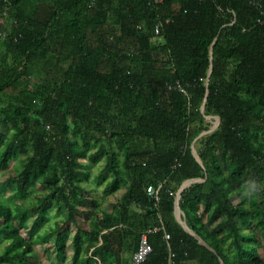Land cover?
<instances>
[{"label": "trees", "instance_id": "1", "mask_svg": "<svg viewBox=\"0 0 264 264\" xmlns=\"http://www.w3.org/2000/svg\"><path fill=\"white\" fill-rule=\"evenodd\" d=\"M249 3L0 0V264H132L147 231L140 264H264V0ZM89 154L105 195L122 190L106 205L80 187ZM196 178L179 208L205 246L173 212Z\"/></svg>", "mask_w": 264, "mask_h": 264}, {"label": "rangeland", "instance_id": "2", "mask_svg": "<svg viewBox=\"0 0 264 264\" xmlns=\"http://www.w3.org/2000/svg\"><path fill=\"white\" fill-rule=\"evenodd\" d=\"M207 121L210 123V129L207 132H203L201 134L198 135L197 139L202 138L203 136L207 135V133L213 131V129H215L218 124H219V118L218 117H207L206 118ZM196 139V140H197ZM194 150L195 147H193ZM92 153V152H91ZM93 160V159H92ZM20 158H15L14 160H12L10 162V167L19 164ZM84 164L85 170L89 172V183H82L80 184V187L88 192L90 195L93 196V198H95L98 201H104L105 205L111 201H115L117 199V194L122 195V190L118 191L117 194H107L105 195L104 193V189H105V185L106 183H108L109 181L112 180L111 175H103L100 176V179H97L95 176L96 174L103 168L104 164H105V159L104 158H97L94 161H91V156L89 154V156L81 161ZM27 202V201H26ZM236 202V200H235ZM101 204V203H100ZM108 208L105 207H101V210H103V212L108 211ZM133 210L138 212L139 210L136 207H133ZM56 209L54 208L53 210L50 211V215L48 216L50 219L52 218L53 220H51V223H53L52 221H54V218L57 216V214L55 213ZM48 228V225L45 226L43 228V230H46ZM42 230V231H43ZM67 228H63V231H67ZM41 231V232H42ZM53 240V239H52ZM259 253L261 255V258L264 260V251L260 248ZM39 261L40 264H54V256H51L50 258L46 257L44 254L39 253Z\"/></svg>", "mask_w": 264, "mask_h": 264}, {"label": "water", "instance_id": "3", "mask_svg": "<svg viewBox=\"0 0 264 264\" xmlns=\"http://www.w3.org/2000/svg\"><path fill=\"white\" fill-rule=\"evenodd\" d=\"M204 102H205V100H204ZM204 102H203V104L201 106V110H203V108H204ZM192 154L196 158V160L198 162H200V159H199L196 151L193 149V146H192ZM202 181H203L202 179L196 178V179H188V180H186L185 182L182 183V185L180 186L178 192L176 193V198H175V202H174L173 212H174V217H175L176 221L178 222V224L181 225V227L183 228V230L186 231L189 235L193 236L198 241V243L200 245H204L205 246L204 242L197 235H195L191 230H189L187 228L185 222L182 220V212H181V210L179 208V199H180L181 192L185 188L189 187L190 185H192L194 183H199V182H202Z\"/></svg>", "mask_w": 264, "mask_h": 264}, {"label": "built area", "instance_id": "4", "mask_svg": "<svg viewBox=\"0 0 264 264\" xmlns=\"http://www.w3.org/2000/svg\"><path fill=\"white\" fill-rule=\"evenodd\" d=\"M161 0H158L160 2ZM249 4H254L256 0H249ZM261 16L257 19V23L262 24L264 22V12L260 14ZM147 192L152 195L153 189L151 187L147 188ZM150 231H147L146 233H143L140 236L139 239V245L137 248V251L132 255V264H140L143 263L146 258L152 253V248L150 247L148 243V234H150ZM168 239V236L165 237Z\"/></svg>", "mask_w": 264, "mask_h": 264}]
</instances>
